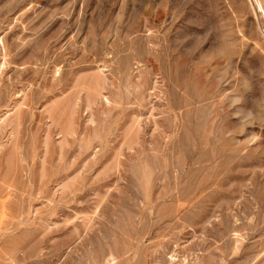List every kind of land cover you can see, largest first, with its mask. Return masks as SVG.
<instances>
[{
  "label": "rangeland",
  "instance_id": "rangeland-1",
  "mask_svg": "<svg viewBox=\"0 0 264 264\" xmlns=\"http://www.w3.org/2000/svg\"><path fill=\"white\" fill-rule=\"evenodd\" d=\"M0 264H264V0H0Z\"/></svg>",
  "mask_w": 264,
  "mask_h": 264
}]
</instances>
